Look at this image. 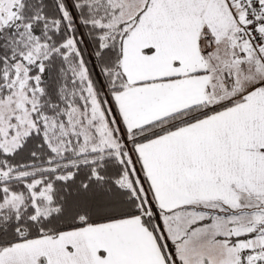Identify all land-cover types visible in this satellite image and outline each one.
<instances>
[{"label":"snow or ice","instance_id":"1","mask_svg":"<svg viewBox=\"0 0 264 264\" xmlns=\"http://www.w3.org/2000/svg\"><path fill=\"white\" fill-rule=\"evenodd\" d=\"M0 264H264V0H0Z\"/></svg>","mask_w":264,"mask_h":264}]
</instances>
